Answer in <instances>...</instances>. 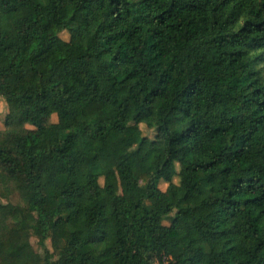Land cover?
Wrapping results in <instances>:
<instances>
[{
  "label": "trees",
  "instance_id": "16d2710c",
  "mask_svg": "<svg viewBox=\"0 0 264 264\" xmlns=\"http://www.w3.org/2000/svg\"><path fill=\"white\" fill-rule=\"evenodd\" d=\"M1 84L0 264H264V0H0Z\"/></svg>",
  "mask_w": 264,
  "mask_h": 264
},
{
  "label": "rangeland",
  "instance_id": "374dc122",
  "mask_svg": "<svg viewBox=\"0 0 264 264\" xmlns=\"http://www.w3.org/2000/svg\"><path fill=\"white\" fill-rule=\"evenodd\" d=\"M59 35L63 39H68V37H69L68 32L66 30L60 32ZM77 49H78L77 47H72V52L75 53L77 51ZM0 87L3 90L5 89L4 84H1ZM7 112H8L7 105H6L5 101L2 99L1 102H0V129L4 128V119H5V116H6ZM55 120H56V116L53 114L51 116V121H55ZM140 128H141L143 134H145V135H147L149 137H153L154 136V130L153 129L147 128L144 124H140ZM49 167L52 170L56 169V165L54 163L49 164ZM174 180L177 181L178 180L177 177H175ZM3 181H4V183L6 185L10 184V180L7 177H3ZM101 181H102V179H100V182ZM159 187L161 189H165L166 183L164 181H160ZM15 195L16 194H14V196H12V200H14V201L17 198V196H15ZM2 200L4 201V199H2ZM78 203L81 204V201H78ZM48 210L50 211V208ZM30 241H31V244H32L33 249L35 251V254H34L35 260H40L41 257H42V252H43L42 241L38 240V238L35 235H31L30 236ZM47 246L51 249L49 240H47Z\"/></svg>",
  "mask_w": 264,
  "mask_h": 264
},
{
  "label": "built area",
  "instance_id": "2783aa9c",
  "mask_svg": "<svg viewBox=\"0 0 264 264\" xmlns=\"http://www.w3.org/2000/svg\"><path fill=\"white\" fill-rule=\"evenodd\" d=\"M153 264H157V263L155 262V263H153Z\"/></svg>",
  "mask_w": 264,
  "mask_h": 264
}]
</instances>
